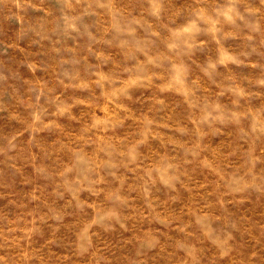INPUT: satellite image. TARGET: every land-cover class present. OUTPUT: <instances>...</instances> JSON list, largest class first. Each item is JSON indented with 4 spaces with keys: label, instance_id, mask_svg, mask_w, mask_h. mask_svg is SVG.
<instances>
[{
    "label": "rangeland",
    "instance_id": "obj_1",
    "mask_svg": "<svg viewBox=\"0 0 264 264\" xmlns=\"http://www.w3.org/2000/svg\"><path fill=\"white\" fill-rule=\"evenodd\" d=\"M0 264H264V0H0Z\"/></svg>",
    "mask_w": 264,
    "mask_h": 264
}]
</instances>
